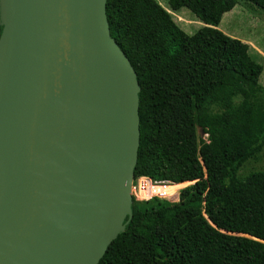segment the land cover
Masks as SVG:
<instances>
[{"label":"water","instance_id":"water-1","mask_svg":"<svg viewBox=\"0 0 264 264\" xmlns=\"http://www.w3.org/2000/svg\"><path fill=\"white\" fill-rule=\"evenodd\" d=\"M0 24V264H98L134 215L137 72L107 0H0Z\"/></svg>","mask_w":264,"mask_h":264},{"label":"trees","instance_id":"trees-1","mask_svg":"<svg viewBox=\"0 0 264 264\" xmlns=\"http://www.w3.org/2000/svg\"><path fill=\"white\" fill-rule=\"evenodd\" d=\"M245 1L264 12V0ZM236 4L169 0V11L158 0H107L111 34L141 86L135 180L195 183L181 203H133L132 219L98 264H264V169L238 175L264 149V65L250 44L218 28ZM182 8L205 24L192 35L174 20ZM196 123L208 134L200 146Z\"/></svg>","mask_w":264,"mask_h":264},{"label":"rangeland","instance_id":"rangeland-1","mask_svg":"<svg viewBox=\"0 0 264 264\" xmlns=\"http://www.w3.org/2000/svg\"><path fill=\"white\" fill-rule=\"evenodd\" d=\"M158 1L164 8L171 11L169 0H158ZM172 14L174 20L178 23V25L186 33L190 35L194 34L196 31H198L201 27L205 25L188 8H182L179 12H175ZM218 28L227 35L238 38L250 44L252 55H254V57L257 59L258 62L264 65V12L261 9H259L257 6L253 4H250L245 0H237L236 6L232 10L226 12L223 15V18ZM260 83L264 85V72L260 77ZM196 121H197V112H196ZM196 133H197L199 146L201 140H205V141L208 140V134L203 132V130L198 125V123H196ZM262 169H264V149L255 157L250 158L247 162H245V164L239 169L238 175L239 177L243 178L255 170H262ZM193 182L194 181L186 182L181 186H179L178 188H175V186H172V184H167V183L166 185L161 184L158 186L169 188L168 193L161 191L159 193H155L160 195L157 196V198L156 196L155 197L153 196L155 194H152L148 198H145L139 192L141 182L140 179H137L134 181L133 184L134 186L132 191L134 197V203L136 205H143L150 207L151 204H155L161 201L160 200L161 198L167 201L165 202V204L181 203L183 201V199L181 198L182 191L191 184H194ZM169 190L172 191L169 192ZM199 197L201 198L203 197L202 200H204L205 194L200 195ZM203 204H205L204 201ZM203 204H202V210H203ZM154 208L155 206H153L152 209Z\"/></svg>","mask_w":264,"mask_h":264},{"label":"built area","instance_id":"built-area-1","mask_svg":"<svg viewBox=\"0 0 264 264\" xmlns=\"http://www.w3.org/2000/svg\"><path fill=\"white\" fill-rule=\"evenodd\" d=\"M141 178H144L145 181L142 182V183H140V189H141V188H142V189H148V184H149L150 186H156V185H161V184L166 185V183L169 184V182H157V181H154L153 179L148 178V177H140L139 179L141 180ZM153 196L155 197V196H160V195L155 194V195H153Z\"/></svg>","mask_w":264,"mask_h":264},{"label":"bare ground","instance_id":"bare-ground-1","mask_svg":"<svg viewBox=\"0 0 264 264\" xmlns=\"http://www.w3.org/2000/svg\"><path fill=\"white\" fill-rule=\"evenodd\" d=\"M133 203H134V201H133Z\"/></svg>","mask_w":264,"mask_h":264}]
</instances>
